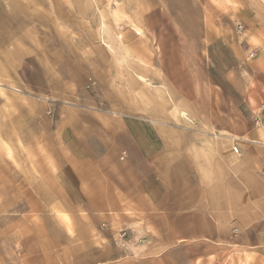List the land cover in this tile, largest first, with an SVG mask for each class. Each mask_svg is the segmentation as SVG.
<instances>
[{
    "label": "crops",
    "instance_id": "1",
    "mask_svg": "<svg viewBox=\"0 0 264 264\" xmlns=\"http://www.w3.org/2000/svg\"><path fill=\"white\" fill-rule=\"evenodd\" d=\"M240 8L238 42L153 8L121 42L139 51L134 72L100 70L104 48L86 62L84 30L61 39L67 55L11 51L0 189L23 207L3 243L37 254L26 264L264 254V6ZM84 12L66 28L87 26Z\"/></svg>",
    "mask_w": 264,
    "mask_h": 264
},
{
    "label": "rangeland",
    "instance_id": "2",
    "mask_svg": "<svg viewBox=\"0 0 264 264\" xmlns=\"http://www.w3.org/2000/svg\"><path fill=\"white\" fill-rule=\"evenodd\" d=\"M242 4L255 8L257 5L264 6V0H0V168L4 165V154H8L7 142L4 140V116L9 114V110L8 107L3 108V101H7L5 87L9 84V72H12L11 51L28 48L30 51L37 49L47 52L57 48L59 56L67 55V47L61 39L71 31H75L76 36L77 31L84 30L87 38L83 58L86 62L94 60L104 48L105 52H112L109 53V61L105 57L102 62V55L99 56L102 62L100 70L134 72L137 69L135 56L139 51L135 48L128 49V46L121 42L132 30L135 36H143L139 29L141 21L153 8L164 5L174 16L179 11L184 13L187 21L217 23L230 34L231 41L238 42L244 31L240 17ZM81 9L85 10L83 15L86 18L83 20L87 26L81 29L80 26L72 28L73 25L69 24L71 28L67 29L65 17L71 16L68 20L81 22ZM110 44L113 49L108 48ZM149 50H152L150 46ZM249 57L252 59L253 53H250ZM98 109L106 111L103 104L99 105ZM52 112L51 109L48 115L53 117ZM10 195L15 197L16 190H10ZM3 196V190L0 189V264H26L33 261L35 256L37 258V254L34 255L28 250L20 251L19 246L14 243H10V246L3 243H7L8 229L10 236H17V231L15 233L11 225L9 226L7 212L11 214L10 224H17L18 209L23 206L17 203L9 206L5 201L7 196ZM198 248L199 246H195L193 253L186 254V264H264V254L245 253L235 246H219L217 250L211 249L210 253L201 256L197 253ZM72 255L74 254H57L58 258L63 260L71 258ZM78 255L82 259V253ZM47 258L48 254L43 252L42 261Z\"/></svg>",
    "mask_w": 264,
    "mask_h": 264
},
{
    "label": "built area",
    "instance_id": "3",
    "mask_svg": "<svg viewBox=\"0 0 264 264\" xmlns=\"http://www.w3.org/2000/svg\"><path fill=\"white\" fill-rule=\"evenodd\" d=\"M233 151L236 153V149L234 148Z\"/></svg>",
    "mask_w": 264,
    "mask_h": 264
}]
</instances>
